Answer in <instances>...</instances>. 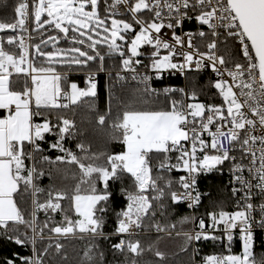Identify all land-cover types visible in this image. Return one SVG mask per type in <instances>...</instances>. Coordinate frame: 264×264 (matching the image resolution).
<instances>
[{"label":"snow or ice","instance_id":"1","mask_svg":"<svg viewBox=\"0 0 264 264\" xmlns=\"http://www.w3.org/2000/svg\"><path fill=\"white\" fill-rule=\"evenodd\" d=\"M0 32V238L32 246L30 256L13 252L0 264H45L50 250H64L61 238H88L81 264H96L94 242L112 237L124 264H140L146 249L137 237L149 229L182 238L189 264H264V252L254 255L257 239L264 249V0H19ZM201 70L212 73L205 87L219 103L200 102L205 88L197 92L195 81L191 91L153 86ZM106 71L109 107L97 123H107L119 150L91 152L83 140L77 151L65 147L84 134L66 113L97 111L96 77ZM72 73H84V87ZM129 78L135 99L125 103ZM59 165L78 169L70 178L63 170L72 183L40 187L45 166L52 180ZM225 169L232 210L212 201L201 212L210 195L201 179ZM27 197L30 211L21 208ZM182 204L190 214L165 225L155 219ZM198 243L221 251L197 260ZM147 251L164 261L153 245Z\"/></svg>","mask_w":264,"mask_h":264},{"label":"trees","instance_id":"2","mask_svg":"<svg viewBox=\"0 0 264 264\" xmlns=\"http://www.w3.org/2000/svg\"><path fill=\"white\" fill-rule=\"evenodd\" d=\"M19 0H0V21L3 22H12L14 19V6L16 3H18ZM0 36H5V33H1ZM61 46H67L66 43L62 42ZM117 63L118 61H108V64ZM107 73V71H106ZM115 69L112 70V77L114 78ZM73 74V73H72ZM188 80H186V85L188 87V90H193V84L191 81H195V90L197 92H200L202 88H205L206 94L199 95V101L201 102H215L219 103V100L211 101L209 100V97H211L214 93V89H207L205 86L209 83L210 76L208 74H197V73H189L188 74ZM76 78L74 75H70L69 79L70 81H73ZM79 78V77H78ZM80 80V78H79ZM109 80L108 73L107 75H99L98 79V95L96 98V109L97 111H89L86 105H81L79 108L76 109L75 114L73 112L69 111L66 113L67 117L69 119H73L77 126L78 132H83V136H77L75 141H68L65 143V147L72 148L74 151H77L75 149V143L83 140V142L90 146L91 152H100L104 151L106 148L109 150H119L118 146H115L113 144H110L108 141V135H107V123L103 126L99 125L97 123V117L100 114H103L108 111V91L105 88V81ZM179 79H172V83H179ZM109 83H111V80H109ZM135 87V83H129L127 88V93L123 95V101L125 103L134 102V97L131 95V89ZM115 92L117 95H121V89L119 86L115 88ZM113 115L115 114V107L116 102L113 101ZM49 139H54V137H49ZM46 147V145H45ZM52 159L55 158V155L57 153L55 151L46 152ZM62 171L60 174H57L55 169H52L53 172V178L52 180H49L48 178V166H45V175L41 177L40 181H38V184L42 188H47L49 185H55L56 187H63L65 184L70 185L71 179L65 181L63 179V170L68 169L67 175L69 178L72 175L73 171H78V169H75L74 166H68V165H59L58 166ZM202 186L208 192L210 195L206 197V199L203 201V206L201 207V212L204 211V208L209 207L211 205L212 201H222L224 202L226 209L229 208L230 205V196L228 189L224 185L223 178L216 174L212 173L205 177L202 180ZM27 204L21 203V208H27L30 211V197H27ZM41 202L44 201L45 196L40 197ZM119 197H116L117 202L119 201ZM65 207L68 206V202L65 201ZM171 212V210H169ZM188 214V212L182 207L177 206L175 209V213L169 215L166 213L164 217H161L159 215V212H157V215L155 219L161 224L165 225L168 223H172L177 220L179 216ZM55 220L59 221L61 219L59 213L54 214ZM26 218H28L26 214ZM38 219L40 221L45 220V215L43 212L38 214ZM113 221L110 220L108 226L105 228L106 232L112 231L113 228ZM145 223H149V221H145ZM21 232L27 231L22 225L19 226ZM186 229H189L190 225L185 226ZM179 228V225L177 226ZM155 231V229H149L147 234H140L138 239H140L141 245L146 249L142 257H138L137 259L140 261V264H189V257L191 256V249H189L187 252L180 251V248L183 244V241L181 245H179V250L176 252L165 254V259L163 262L160 261L159 257H156L154 255V252L147 251L148 246L151 244L154 247V250H158V244H160V241L164 236H168L167 233H157L152 232ZM29 235H31V232H28ZM46 237L47 235H50V233L45 230ZM173 235V234H172ZM160 237L159 240H157V237ZM60 242L65 245L64 250L57 255L55 253L54 248L50 250V253L48 256L45 257V264H81L83 252L85 248L88 246L89 243H92L88 238H85L83 240L80 239H70V240H64L63 238L60 239ZM118 242L117 237H112L110 241L105 240H97L94 243L98 244V248L95 252L96 257V264H101L100 261V252L104 253V259L102 264H124L125 257L123 254L115 253L114 250L111 248L112 243ZM48 243L47 238L44 242L38 243L37 247L39 249H42L44 245ZM15 252L19 256H30L32 253V248L28 246L23 245H16L13 242L0 238V258L2 257H12V253ZM67 257V259H62V257ZM130 256V254H129Z\"/></svg>","mask_w":264,"mask_h":264},{"label":"built area","instance_id":"3","mask_svg":"<svg viewBox=\"0 0 264 264\" xmlns=\"http://www.w3.org/2000/svg\"><path fill=\"white\" fill-rule=\"evenodd\" d=\"M119 11H120V12H123V11H124L123 7H120ZM185 27H186V30H187V28L189 27V25L186 24ZM1 33H2V32H0V35H1ZM193 67H194V66H193ZM191 73H196V72H191ZM102 74L107 75L106 72L98 73V74H97V77H96L97 81H98V79H99V75H102ZM199 74H208L210 77H212V73L210 72V70H201V71L199 72ZM70 75H73V76L75 75L76 77H80V80H75L74 82L78 83V85H79L80 87H84V86H85V85H84V78H85L84 73H79V74H77V73H73V74H70ZM114 75H115V73H114ZM212 78L214 79V77H212ZM172 79H174V80L179 79L180 82H179V83H176V84H175V83H172ZM129 83H134V82H131V81H130V78H129ZM165 84H170V85H173V86H176V87H187L185 77L180 76L179 74L172 75V76H166L165 79H164V81H163V83H161V82H156V81L153 82V86H154V87H157V88L163 87ZM187 88H188V87H187ZM189 91H190V90H189ZM216 174L220 175V176L223 178L224 185H225L226 188L228 189L229 196H230V205H229V208H228L227 210L231 211V210H232V207H231L232 201H231L230 187H228L229 176H228V173H227V169H225V171H224V173H223L222 175H221L220 173H216ZM209 175H210V174H209ZM206 177H207V176H206ZM204 178H205V177H203V178L201 179L200 189H201L202 191H207V192H208V190H206V189L203 188V186H202V180H203ZM205 199H206V197H205ZM205 199H204V200H205ZM180 206H182V207L188 212V214H190V210H188V209L186 208L185 205L182 204V205H180ZM190 228H191V225H190L189 229H190ZM152 232H156V231L153 230ZM173 233H174V232H173ZM173 233H172V234H173ZM141 234H144V232L141 231ZM257 235L259 236L260 234L257 233ZM260 243H261V240H260V239H257V240H256V245H257V247L255 248V252H254V255H255L257 261H259L260 258H261V255H260V254H261L262 252H264V249H261V248L259 247ZM29 246L32 248L31 245H29ZM196 246H197L198 248H200V250H201V252H200V256H198V257L196 258L197 260H199L203 255L213 254V253H219V252L221 251L220 248L213 247L210 243H198ZM232 248H233V251H234V252H239V244H238V242L233 243ZM191 255H192V252H191Z\"/></svg>","mask_w":264,"mask_h":264},{"label":"rangeland","instance_id":"4","mask_svg":"<svg viewBox=\"0 0 264 264\" xmlns=\"http://www.w3.org/2000/svg\"><path fill=\"white\" fill-rule=\"evenodd\" d=\"M201 102V101H200ZM179 230V228H177ZM182 238L176 237L173 234L171 237L164 236L158 244V250L163 252L164 254H170L179 250V245L182 243Z\"/></svg>","mask_w":264,"mask_h":264},{"label":"crops","instance_id":"5","mask_svg":"<svg viewBox=\"0 0 264 264\" xmlns=\"http://www.w3.org/2000/svg\"><path fill=\"white\" fill-rule=\"evenodd\" d=\"M80 78V77H79ZM79 78L78 77H76L73 81H75V80H79ZM173 234H175V233H173Z\"/></svg>","mask_w":264,"mask_h":264}]
</instances>
